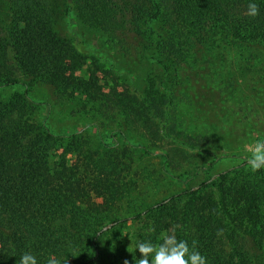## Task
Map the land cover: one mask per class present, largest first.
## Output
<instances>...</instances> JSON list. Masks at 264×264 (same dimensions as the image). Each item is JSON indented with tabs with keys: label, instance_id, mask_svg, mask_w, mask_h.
I'll return each instance as SVG.
<instances>
[{
	"label": "trees",
	"instance_id": "obj_1",
	"mask_svg": "<svg viewBox=\"0 0 264 264\" xmlns=\"http://www.w3.org/2000/svg\"><path fill=\"white\" fill-rule=\"evenodd\" d=\"M249 2L0 0L6 10L4 21H0V90L15 91L5 97L0 94V264H17L25 252L36 256L38 264H47L49 257L62 262L67 259V264H115L125 257L123 250L110 245L105 248L103 237L122 223L141 217L140 212L123 219L108 218L125 197L121 178L130 169L125 149L99 153L76 133L60 141V135L36 119L43 103L31 106L30 88L42 83L55 87L69 84L61 76L60 66L80 58L72 44L54 30L61 11L74 13L80 22L100 29L111 42H124L125 37L136 40L152 59L163 52L182 60L192 49L220 52L225 44L260 37L262 30L256 22L243 18L242 10ZM253 2L264 13V0ZM155 22L161 33L151 29ZM57 147L60 153L55 151ZM68 154L74 156L71 165ZM247 171L245 163L145 209L146 214H158L156 224L149 232L146 227L142 231V226L131 232L135 247L127 255L128 264L141 258L135 250L138 241L158 245L170 232L178 240H186L190 248L195 240L207 264H251V260L247 262L249 254L222 244L228 235L220 231V203L199 196L214 185L213 180L223 186L222 200L229 216L223 220L249 230L245 232L260 253L256 262L264 264V187ZM238 179L251 181L238 189ZM182 196H187L185 208L195 227L188 228L178 213L167 211ZM118 244L122 246V242Z\"/></svg>",
	"mask_w": 264,
	"mask_h": 264
},
{
	"label": "rangeland",
	"instance_id": "obj_2",
	"mask_svg": "<svg viewBox=\"0 0 264 264\" xmlns=\"http://www.w3.org/2000/svg\"><path fill=\"white\" fill-rule=\"evenodd\" d=\"M246 9L243 18L256 22L262 30L260 37L225 44L220 52L192 49L182 60L163 52L152 59L136 40L125 37L124 42H111L100 29L80 22L74 13L61 11L54 30L72 44L80 58L60 66L69 84H37L30 88L29 99L31 106L43 103L36 119L60 135V141L76 133L99 153L127 151L130 169L121 178L125 197L108 218L123 219L140 212L141 217L103 237L105 248L123 250L125 257L115 264H125L134 249L131 232L140 226L149 232L156 224L158 214H146L145 209L244 165L247 145L264 139V13L252 17ZM5 13L0 6V21ZM150 27L161 33L156 22ZM14 92L12 88L0 90L3 97ZM55 151L60 153L61 148ZM66 158L71 165L74 156ZM245 173L258 177L264 187V169ZM213 181L199 196L220 203V231L228 235L222 244L244 251L249 254L247 262L259 264L255 258L260 253L245 232L249 230L223 220L229 218L223 186ZM247 182L238 179L235 187L240 189ZM186 197L176 199L167 211L178 213L188 228L195 227L194 218L187 215Z\"/></svg>",
	"mask_w": 264,
	"mask_h": 264
},
{
	"label": "clouds",
	"instance_id": "obj_3",
	"mask_svg": "<svg viewBox=\"0 0 264 264\" xmlns=\"http://www.w3.org/2000/svg\"><path fill=\"white\" fill-rule=\"evenodd\" d=\"M246 12L249 16L255 17L259 14V6L250 0ZM246 157L248 168L253 173L264 169V139H257L247 145ZM153 229H150L152 231ZM197 242H192V247L186 240H178L174 232L165 234L162 242L153 244L150 241H138L135 250L141 254L135 264H207V259L196 249ZM17 264H38L36 256L30 252L23 253ZM47 264H67V259L61 261L55 257H49ZM125 264H128L125 261Z\"/></svg>",
	"mask_w": 264,
	"mask_h": 264
}]
</instances>
